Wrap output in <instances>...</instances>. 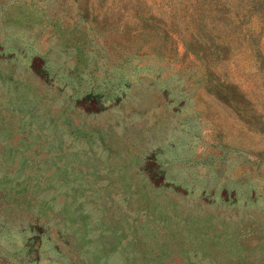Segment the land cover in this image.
<instances>
[{
	"label": "rangeland",
	"instance_id": "rangeland-1",
	"mask_svg": "<svg viewBox=\"0 0 264 264\" xmlns=\"http://www.w3.org/2000/svg\"><path fill=\"white\" fill-rule=\"evenodd\" d=\"M0 264H264V0H0Z\"/></svg>",
	"mask_w": 264,
	"mask_h": 264
}]
</instances>
